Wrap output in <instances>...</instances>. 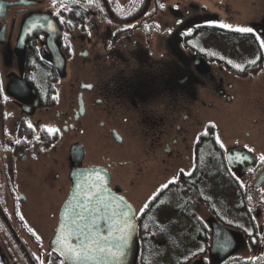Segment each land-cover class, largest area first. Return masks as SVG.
I'll return each instance as SVG.
<instances>
[{"label":"flooded vegetation","instance_id":"flooded-vegetation-1","mask_svg":"<svg viewBox=\"0 0 264 264\" xmlns=\"http://www.w3.org/2000/svg\"><path fill=\"white\" fill-rule=\"evenodd\" d=\"M260 40L264 0H0V264H68L51 240L72 169L108 167L128 198L135 180L126 186L117 167L135 160L181 162L159 200H131L136 264H264ZM238 89L260 119L223 136L213 98L227 104ZM125 143L133 158L115 152Z\"/></svg>","mask_w":264,"mask_h":264},{"label":"snow or ice","instance_id":"snow-or-ice-1","mask_svg":"<svg viewBox=\"0 0 264 264\" xmlns=\"http://www.w3.org/2000/svg\"><path fill=\"white\" fill-rule=\"evenodd\" d=\"M73 2H76V0H73ZM59 22L61 24L73 23L72 20L66 21L63 18ZM218 27L234 30L239 33L252 32V29L249 27H236L233 29V26L227 23H220ZM48 28L52 32L56 31V28L52 24H49ZM259 46L261 49H264V40L259 41ZM234 66L239 67L238 65ZM241 70L243 71L244 69ZM85 87L91 86L85 85ZM0 92H3L2 84H0ZM28 126L29 128L32 127L31 124ZM48 131L55 133L58 129L50 128ZM217 142H219V138H217ZM16 143H20V141L17 140ZM220 147H223V144ZM260 159L264 161V156H261ZM188 175L190 177L193 173H188ZM175 183L176 178L174 177L168 183L162 184L160 194H162L163 190L168 189L170 185ZM77 187L80 188L81 186L77 185ZM88 191L91 195L86 197L87 203L84 205V208L89 209V205H91L89 211L93 216L92 222L91 224H81L79 221H84L86 218L83 214H78V220L72 221L67 236L57 237V244L60 245V251L73 264H81V261H91L93 264H101L103 261L104 264H107L108 258L120 261L125 255V249L128 247L131 235L137 227L135 213L130 205L124 203L122 197L113 206V201L116 198L112 197L110 190L103 186V178L99 174H97V182L89 185ZM158 198L159 194L154 195L152 200L154 201ZM147 208H149V204L146 203L140 211L143 212ZM21 219H23L22 216ZM100 220L105 221L106 228L100 227ZM143 227L147 228V225L145 224ZM105 231L106 234H104ZM60 232H65L64 225H61ZM200 251L203 252L204 250L200 249ZM193 255L196 254L194 253ZM40 264H45V262L41 260ZM61 264H64V261H61Z\"/></svg>","mask_w":264,"mask_h":264},{"label":"rangeland","instance_id":"rangeland-1","mask_svg":"<svg viewBox=\"0 0 264 264\" xmlns=\"http://www.w3.org/2000/svg\"><path fill=\"white\" fill-rule=\"evenodd\" d=\"M262 90L263 93L259 92V94L264 98V87L259 89V91ZM235 92H237V94L234 95L233 101H225L227 104L224 103V101L218 102L215 98H213L215 105L212 109V114L222 122V127L224 128L223 136H226L230 130L235 129V127L229 128L233 123H240L239 126H244V123L246 122L251 123L254 116L260 119L256 109L252 110L249 106V102H247L253 99L252 97H254V94L250 92L251 97L248 93H245L243 89H238V91ZM222 104L224 105V108H220ZM261 123L262 125L260 124V126H264V120L261 121ZM242 128L244 129V127ZM229 137L230 136L223 137V140H225V138L228 139ZM115 146V152L121 154L122 157H134L131 156L134 153V148L131 147L130 144H117ZM213 159L212 166L221 170H219L218 173L214 174L212 177L213 185L217 187L212 190V193L215 198L221 200V197H223V195H225L229 190L227 191V185L225 184L226 178L223 172V167L220 166L221 159L219 155H216ZM180 164V161H173L170 164L166 162L160 164L157 162L154 167H152L148 160L146 161V164L142 165L139 164L138 160H135L126 166H118L117 176L121 178L126 177V186H131L132 182L135 180L134 186L130 188L131 197L128 196V198H131L130 200L133 199L134 201H138L141 204L150 199L153 194L158 191L162 184L168 183V181L176 173ZM122 184L124 183L122 182ZM229 202H231V199H229Z\"/></svg>","mask_w":264,"mask_h":264},{"label":"water","instance_id":"water-1","mask_svg":"<svg viewBox=\"0 0 264 264\" xmlns=\"http://www.w3.org/2000/svg\"><path fill=\"white\" fill-rule=\"evenodd\" d=\"M232 150L227 151V162L231 169H233V160L231 157ZM97 174L103 178V186L110 190V195L116 199L113 201V206L119 202V198H123L125 204L130 205L135 213L137 227L136 230L132 233L131 239L129 240L128 247L125 249V255L122 257V260L117 261L113 258H108L107 264H136L138 251H139V222L136 215V208L132 201L127 198L122 192L119 186L112 187V171L105 166L101 165H88V166H76L71 171L72 186L70 192L65 199L61 211L58 225L56 231L51 240L52 248L68 263L73 264L72 261L67 260L65 256L62 255L60 251V245L57 244V237L67 236L69 227L72 225L73 220H78V214H83L85 216L84 221H79L81 224H91L92 214H90L91 205L89 209H85L84 205L87 203L86 197L91 195L88 191L89 185L97 182ZM77 185L81 187L78 188ZM123 207V205H121ZM67 210V212H66ZM101 228H106L105 221H99ZM61 225L65 226V232H60ZM213 226L215 230H218L219 227H222L216 220H213ZM106 234V231L105 233ZM220 233H215V243L219 241L218 237ZM115 251V249H113ZM81 264H93L91 261H81ZM101 264H104L102 261Z\"/></svg>","mask_w":264,"mask_h":264},{"label":"trees","instance_id":"trees-1","mask_svg":"<svg viewBox=\"0 0 264 264\" xmlns=\"http://www.w3.org/2000/svg\"><path fill=\"white\" fill-rule=\"evenodd\" d=\"M222 155H223V154H222ZM183 179H184V177H181V180H183ZM184 180H185V179H184ZM180 183H181V185H184L183 182H180ZM174 186H177V183L170 185L169 188H170V187H174ZM164 191H165V190H163V192H164ZM163 192H162V193H163ZM160 193H161V189L158 190L155 194H153V196H154V195H157V194H159V196L162 195V194H160ZM153 196H152V197H153ZM174 196H175V193H171L170 196H169L168 201H173V200H174ZM152 197H151L150 200H149L150 203H153V202L159 200V199H156V200L153 201V200H152Z\"/></svg>","mask_w":264,"mask_h":264}]
</instances>
